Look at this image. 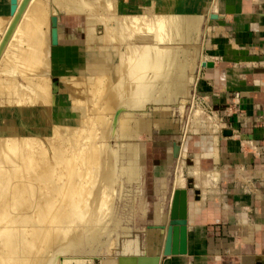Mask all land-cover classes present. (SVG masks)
Instances as JSON below:
<instances>
[{
	"label": "bare ground",
	"instance_id": "obj_1",
	"mask_svg": "<svg viewBox=\"0 0 264 264\" xmlns=\"http://www.w3.org/2000/svg\"><path fill=\"white\" fill-rule=\"evenodd\" d=\"M157 1L166 0H101V3L105 11L113 5L119 14L127 10L137 14L141 9L139 4L145 3L147 12L150 13ZM56 2L66 12L87 15L86 21L99 20L91 16L96 11L95 6L98 3L96 0H57ZM166 2L165 7L168 12L158 19H151L150 23L146 21L145 27L140 25L142 21H145V17L134 16L130 20L126 17L125 22L117 24L119 26L104 25L105 19L100 18L103 23V35H101L102 31L100 35L87 32L81 52L84 61L77 70L79 74L76 77L60 76L62 87L56 95L52 94L51 79L47 77L52 68L49 50L51 47L50 18L53 15L41 0H15L14 4L8 0V11L0 12V30L2 31L0 76H3L0 78V115L12 116L13 113V118L11 116L7 118L9 124L7 129L3 130L4 134L2 133L4 139L9 137L8 142L0 144V264H84L90 262V258L95 256L98 245L104 246L101 236L108 229L106 223L103 225L101 222L102 218H105L102 215L105 206L103 199L105 190L110 189L112 183L121 177L136 181L139 167L133 161H129L126 167H120L119 147L117 149L103 147L99 151H94L99 147L94 148L93 155L91 151L89 154L85 152L87 158L85 153L84 156L88 163L85 159L81 160H85L83 162L88 164L86 165L79 160V155L76 156L77 152H80L77 151L78 149L70 151L72 149L70 148L67 151L65 149L68 148H64V145L68 144L69 138L75 135L71 136V133L81 127L84 120L90 119L92 125H100V139H136L138 136H148L154 127L157 129L163 127L155 117H168L166 114L169 109L166 106L172 100H178L182 109V103L188 98L189 87L193 83V76L185 72L187 59H182L186 55L182 50L185 45L182 44L189 42L187 34L190 31L198 34L202 9L200 6H195V0H167ZM12 6L14 10L11 13ZM138 24V28L142 27L145 30V32L142 31L143 35L138 28H135ZM109 30L115 34V37H112L114 40L108 39ZM117 30H120L119 36H123L122 31L129 32L127 37L129 45L126 42L128 53H122L111 44L114 41L117 42ZM185 47L188 49L189 45ZM9 52L14 54L16 61L13 62V59L9 63L4 61L11 57L5 58ZM200 62L202 63L201 60ZM16 63L28 69L27 71H32L33 74L35 72V77L34 75L29 79L25 77L26 69H24L25 72L18 71L16 68L19 66ZM191 66L192 64L189 63L188 68L192 70ZM22 73L25 74L24 77ZM123 75L128 78L126 84L121 82ZM20 76L24 81L28 80L25 85L20 84ZM33 78L36 80H32ZM148 100L162 103L159 109H155L158 112L157 115L151 119L144 117L148 113L143 107ZM81 103L82 106L78 107ZM12 104H15L18 110L10 108ZM120 110L121 112L117 115ZM134 110H140L142 114L138 117ZM136 118L138 121L135 123ZM31 123H36L37 126ZM92 125L88 128L91 127L90 129L94 130ZM90 129L88 131H91ZM5 132L9 133V136H6ZM79 133L76 132L80 137ZM89 133L92 134L93 131ZM89 133L87 136H90ZM44 136L51 137L53 140L46 141ZM87 136H84V139L88 138ZM94 137L90 136L88 139L94 143L95 134ZM41 142L48 145V151H51L50 158L54 159L55 165L47 164L48 156L43 155L46 159L42 160L41 155H38L42 161L35 157L41 149L37 148L35 151L36 148L33 146H40ZM88 143L91 144V142ZM216 145L217 137L214 136L211 147L206 151L211 157H218ZM30 146L34 150L32 148V152L25 153L27 151L25 149ZM67 146L69 147V144ZM82 150L86 151V148ZM8 153L13 155V158L7 156L8 159H12L10 163L5 161L8 160L6 158ZM88 155L91 156L88 158ZM78 161L82 168L90 165L89 168L86 167L88 173L84 171V174L92 172V176H89L93 186L88 190L85 183L83 186L86 187L85 192L88 190V200L80 199L77 201L78 204L74 205L75 201L72 202L70 196L75 194L73 193L76 190L75 177L81 172L80 169L76 171L79 173H75L74 165ZM77 164L75 167L79 169L80 166L78 168ZM61 165L67 171V175L63 174V177L61 176L63 172L57 175V168ZM64 168L61 171H64ZM216 171L210 173L198 171L197 173L202 180L212 178L215 181L218 173ZM79 176L83 178V170L76 178L79 179ZM89 176L84 178L87 179L86 177ZM64 177L66 180L64 179V182L61 180L62 184H59L57 180ZM203 184L201 182L202 186ZM42 185L47 187V192L42 191L44 188ZM44 192H46L45 195ZM79 192L82 193H80L81 196L85 195L84 190L81 189ZM43 195L44 198L39 201L38 199ZM26 197H29V201ZM83 206L86 208L85 211ZM108 230L106 237L110 238L113 233L118 235L124 229H120L118 221H114L112 228ZM160 240L162 242L163 239L148 237V247H146L148 254H155L161 249ZM110 244L111 241L107 242L104 248L107 250ZM154 244L155 247L158 246L156 250L152 249ZM139 251L141 250L136 253ZM106 259L102 257L104 264L115 262V259H108V261Z\"/></svg>",
	"mask_w": 264,
	"mask_h": 264
},
{
	"label": "rangeland",
	"instance_id": "obj_2",
	"mask_svg": "<svg viewBox=\"0 0 264 264\" xmlns=\"http://www.w3.org/2000/svg\"><path fill=\"white\" fill-rule=\"evenodd\" d=\"M41 1H42V4H44V6L48 8L51 15L53 16L57 15L59 17V22L57 24V27L59 29V32L63 35L64 43L62 45L67 47L66 49H64L65 52H63V54L67 53L66 56L62 55L59 51L58 53L60 54L58 55L52 54V51H51L53 49L52 46L50 47V50H49L50 51L49 59L51 60L52 68L50 70V73H48L47 77L51 79V83H52L51 91L53 95L58 94L59 90L62 87V84L59 79L60 76L76 77L79 74L77 70L79 67H81V64L84 61L81 55V52H82V48L84 47V43H85L84 41H86V38H87L86 36L87 32L89 31L94 34L96 33L97 35H100L99 33H101L102 31L101 35H103L104 29H102L103 23L101 19L103 18L105 19L103 21V22L106 21L104 25L108 24L107 26H110L114 24L116 25L120 24L122 21L125 22L124 18L126 17H128L129 20L131 19V17H134V16L140 17V18L145 17L144 18L145 21H142L143 23L140 22L141 24L139 23L141 26L145 27V23H147L146 21L150 23L151 19H158V17L160 18L162 15L168 12V9H166L165 7L167 0L164 2L157 1V4L153 5V11L150 13L149 11L147 12V9H146L147 6L145 3L139 4V7H141V9L137 12V14H133L131 10H127L126 12L119 14L115 11L111 3L109 5L110 6L112 5V6L108 8L110 10L107 9L105 11L104 6L101 3V0H96V2L98 1L99 4L96 3V6H95L96 11L94 12V15H91V16H94L97 19L99 18V20L97 22H93L92 20L86 21V19L88 18L87 15L72 14V13L66 12L59 6V4L56 2L57 0H41ZM100 3H101V6H100ZM144 10H146V12ZM65 15L69 17H65ZM207 19L208 18L206 17V19L203 22L201 18V23L199 26L198 34L193 31H190L187 34L189 36V37L187 36L189 39V42H186V44L189 45L188 49L185 47L187 46L186 44H182L183 46L185 45L184 46L185 49L183 47L182 50L186 54L185 55L186 58L184 56L182 57V59L183 60L187 59L185 72L187 74L189 73L188 75L189 76L192 75L194 78L191 87H189L190 88L189 96L191 95V97L188 96L189 99L188 98L185 99L184 103H182L183 104L182 109L180 108V104L178 100L176 101L172 100L171 103L166 106L169 109L167 112L168 114H166L168 115V117H165V118L155 117V119H157L159 124L163 125L162 128H158V129L155 127L152 128L150 131V134H148V136L146 137L138 136L136 139H125V140H120L117 138L115 139L110 138V139H105L106 143H104L105 140L99 138L100 128H101L100 125H97V124L92 125L90 119H88L89 121L88 120L87 121L90 122L89 125L87 121L84 120L85 122L83 121L81 123L82 126L80 124L81 127H79L76 131L71 133V136L73 134L75 135L71 137L72 140L71 138H69L70 139L68 142L69 147L67 146L68 145L67 143H66L67 145L66 144L64 145L65 146L64 148H68V149H65L67 151H69L70 148H72L70 149V151L73 149H75V151L77 149H78L77 151H80V152L82 151V153L77 152L78 154L76 155L77 157L79 155L78 158L81 162L86 160L85 159V156L87 158L86 153L89 154L90 151H91L90 153H92L94 151H99V149L102 150L103 147L106 149H117L119 147L120 148L119 166L126 167L129 161H133L135 165L139 167V172H138L136 181H129L128 178L121 177L112 183V186L110 189L105 190L106 192L104 193V197L102 196L103 199L105 200L103 201L106 206V209L104 206L102 210L103 212L102 215L105 218H102L101 222L103 225L106 223L105 225L108 226V229H111L114 221H118V225L120 226V229H124V230L123 232L120 231L118 235L116 233L115 234L113 233L110 236V238H108L106 237V235H108L107 232L109 231L107 229L105 234L101 236V240L102 242L104 241L103 242V244L105 243L104 246H106L107 242L111 241L110 246L106 250V248H104L103 245H100V246L98 245V247L96 248L95 254H94L95 256H92V258H90V262H86L84 264H104V262L102 261V257H104L105 259L107 258L106 261H108V259L109 260L113 259L115 258V256L121 254L122 252L126 254L127 253L133 254L132 252L136 253V251L140 250L137 248L136 244L140 242H143V243L145 242L146 240L145 232L147 228L151 227V223L155 221L152 219L151 215L153 216V214H155L159 209L165 210V205L166 204L168 205L167 203L168 199H170L169 205H168L170 207L172 190L182 189V188L186 189L187 191V215H188V211L191 212L193 211V209L197 208L196 206L197 204L195 203V194H194L195 190H199L200 188L201 193L204 190L206 191L210 190L205 187L209 185L211 183L210 181H212L213 179L207 178L206 180H202V178L200 177V174L197 172L201 170L210 171L212 169H215L217 166H219L217 165V163H215L214 159L209 155V153L206 152L207 148H210L213 142L212 136H217L218 142L220 141L219 146H224V142L228 140V138L231 137L232 134L230 130H228L230 126L227 121V119H229V117L231 116V112L228 111L229 107L224 106V105H214L209 97L202 96L203 97L202 98L197 92H195V82H196L195 76L197 77V72L199 70V61H200L199 59L203 51L202 49L203 44L206 43L208 40V37L205 36L206 35L205 30L206 32H209V33L211 32L210 28H205V24H207L208 22ZM139 24L136 25L135 28H138ZM211 25L214 26V29L216 31L218 30V28H216L214 23ZM138 29L141 35H143L142 31L145 32V30L142 27H139ZM140 29H143V30H140ZM109 32H110L109 33L110 37L108 36V39L110 38L113 39L115 37V34L111 30H109ZM119 32L120 30H117V34H116L118 36V39L116 40L117 42L114 41L113 43L111 42L110 43L113 45V47H116V49L121 51L122 53H125V52L128 53V46L126 45V42H128V45H129V41H127L129 40L127 39L129 32L122 31L121 35L123 36H119L120 34ZM1 34H2V31L0 30V38H1ZM124 36L126 39L124 38ZM57 48L58 47H56V49ZM185 50L188 53L185 52ZM8 54L9 55H6L5 58H9L10 56L11 57L9 58V60L7 59L4 61H7V63H9L12 59H13V62L16 61L13 57L14 54L12 55V52H9ZM189 63L190 65L192 64L191 66L192 70L188 68ZM16 64L19 66V68L18 67L16 68L18 71L22 72V70L26 69L22 67V65L18 63ZM27 70L28 69H26V72L25 70L23 71L26 73V75L22 73L23 77L24 75L25 77H28V79L29 77L32 78L33 75L35 77V72L33 74L31 73L32 71L29 72ZM0 78H3V76L1 75ZM22 79L23 78L21 77V81L19 80V82L20 84L25 85L28 82V80L24 81V79L23 80ZM34 79L35 78H33L32 80ZM121 82L125 84L128 82V78L126 75L122 76ZM161 104L162 103L160 102L155 103V102L148 100V102L143 107L144 111L148 113L144 116L145 119L147 118L151 119L154 115H157L158 112H156V110L161 107ZM12 105H10L9 107L14 110H18L15 104H12ZM80 105L82 106V103L79 104L78 107H80ZM140 110H134V112L138 114V115L136 114V116L138 117L142 114V111ZM2 116L3 115H0V126L2 125L1 126L2 128L0 127L1 128L0 137H2L0 138V144L4 142H8L9 137H5L4 139V135H2V133L4 134L3 130L5 131L7 129L8 124H9L8 123L9 121H7V118H9V116L11 115L5 116L6 118ZM11 118H13V113H12ZM137 121H138V118L135 119V123ZM3 124H4V129H3ZM31 125L34 126L36 125V123H31ZM90 125H92V129L95 128L94 129L95 131L91 130L90 129L91 127L88 128ZM160 125L159 127H161ZM87 128L90 129L91 131H88ZM79 129H82L83 131H80ZM78 131H80V133ZM87 131L88 133L89 132L92 133L93 131L92 134L89 133L90 136L94 137V134H95L96 139H93V140L97 147L91 141L92 137L90 138V136H87L88 135V133H86ZM76 132L81 134V136L79 137V135L76 134ZM94 132H97V133H94ZM5 135L9 136V133L5 132ZM84 136H87L91 140L86 138L88 139L87 141L86 139H84L85 138ZM75 137L77 139L79 138L78 140L80 142L76 140ZM44 140L52 141L53 139L51 137L48 138L47 136H44ZM82 140H84V142ZM76 141H78L79 143ZM88 142H91V144ZM74 144L77 146L76 148ZM119 144L120 145L122 144V145L120 146ZM88 145H90L91 147ZM174 145H176L178 148V151L176 154H173ZM107 146H110V147H107ZM33 147L36 148L35 151H37V148L41 149V150L39 149L40 150V152H38L39 154L38 153L37 155L35 154L36 155L35 157L37 158V160H41V157H42V160H45L46 159L45 157L48 156V158L46 159V162L48 161L49 162L47 164H50L51 166H53V164L55 165L54 163L55 161H53L54 159L50 158L51 151H48L49 148L46 143L44 144V142L43 143L41 142L40 146H33ZM33 147L31 146L30 148L27 147L25 149L27 150L25 151V153L32 152L34 150ZM84 148H86V151L82 150ZM90 148L91 150H89ZM94 148H98V149H95L93 151ZM42 149H44V151ZM84 153H85V156H84ZM38 155L39 156L41 155V157H39ZM91 155H93V153ZM91 155H88V158ZM7 156L8 158L10 156H11L10 158H13L12 154L9 155L8 153V155H6V158ZM81 159H85V160L82 161ZM11 160L8 159L5 161H7V163H10ZM85 162L88 163L87 160ZM85 162L83 163L88 165ZM77 163H76L77 167L80 166V168L78 167L79 169H76L75 167L76 164H75L74 165L75 173H79V171L76 172L77 170L81 169L80 170L81 172L83 170V176H82L83 178H81V176H79V179L76 178L78 175L81 174V172L77 174L75 177L76 183L74 185L75 186L74 188L76 190H74L75 192H73L75 194H72L70 196V199L72 200V202L75 201L73 202L74 205H77L78 204L77 201L80 199L84 198L83 201L88 200L87 192L93 186L91 182V177H90L92 176L91 171L89 172V174H87L88 176L89 175L90 176L86 177L87 179L84 178L85 176H87L84 173L87 171L90 165L88 167L86 165L84 166V164L82 163L84 166L82 168L81 165H79L80 162L78 161ZM260 164L261 166L264 165V159H263V162H261ZM63 168H62V165L58 166L57 175L63 172L61 173V176L63 177V174H66L67 171H65V168H64V171H61V169L63 170ZM204 169H207V170H204ZM86 173H88V171ZM66 175L64 176L66 177ZM248 176L250 177V179H252L253 185L256 186V188H252V190L253 191L254 189L260 190V194L262 193L264 194V187L257 188L258 185H256V180L254 179L253 175L249 174ZM65 177L60 180L58 179L57 182L59 181L58 183L62 184V182H64ZM226 177L227 176L225 175V171L222 172L221 175L218 177V180H221L220 188H219L221 196H220V202L218 204L216 202L214 203V206H217L216 208H219V210H223V211H225V195H226L225 186L227 184ZM262 178H264V175ZM88 179L90 180L89 182H88ZM61 180L62 182H60ZM201 182L204 183L203 186L201 185ZM85 183L88 189L87 192H85L86 189H84L86 188L84 187ZM239 183L240 182L238 180L234 181V185L239 184ZM79 185L80 186L84 185V186L80 187ZM216 185L217 184H215V186ZM43 186L44 188L42 189V191L47 192L48 191V189H46L47 187L45 185H42V187ZM239 188H243L244 190H246V185L239 186ZM79 189L84 190L85 197L81 196L82 191L79 192L80 191ZM46 192H44L43 194L45 195ZM44 195L42 196V198L40 197L38 200L41 201L44 198ZM26 200L29 201V197L28 198L26 197ZM69 205H71V203H69ZM83 208L85 211L86 208L84 206ZM77 225H81V224H77ZM113 264H115V262Z\"/></svg>",
	"mask_w": 264,
	"mask_h": 264
},
{
	"label": "crops",
	"instance_id": "obj_3",
	"mask_svg": "<svg viewBox=\"0 0 264 264\" xmlns=\"http://www.w3.org/2000/svg\"><path fill=\"white\" fill-rule=\"evenodd\" d=\"M194 4L201 7L203 22L208 18L205 28L211 30H205L208 40L199 59L195 92L214 105L229 107L232 135L224 146L217 140L218 157L212 158L219 166L201 170H217V180L205 187L208 191L195 190L197 208L187 215V254L163 256L159 264H264V194L252 190L256 186L248 176L253 175L257 188L264 187L260 164L264 159V0H195ZM0 5V12L8 11V0H0ZM214 15L216 19H209ZM57 33L58 46H52V54L66 56L58 27ZM224 171L225 211L214 206L220 202L218 177ZM235 180L240 183L234 185ZM242 185L246 190L239 188ZM168 205L151 215L153 228H147L146 240L140 242L146 255H154L146 251L149 236L163 239L156 226L169 214ZM157 248L154 244L152 249Z\"/></svg>",
	"mask_w": 264,
	"mask_h": 264
},
{
	"label": "water",
	"instance_id": "obj_4",
	"mask_svg": "<svg viewBox=\"0 0 264 264\" xmlns=\"http://www.w3.org/2000/svg\"><path fill=\"white\" fill-rule=\"evenodd\" d=\"M14 4L15 0H11ZM14 6L11 7V13ZM211 19H216V16H211ZM50 41L51 46L57 44V18H50ZM194 79V78H193ZM196 79V76H195ZM190 94V93H189ZM191 97V95L189 96ZM120 111L117 112V115ZM116 115V116H117ZM178 148L174 145L173 154H176ZM170 215V216H169ZM169 215L165 214L161 220V224L156 226L160 230L164 238L159 244L161 247L154 255H146L139 251L133 254H119L115 256L116 264H159L160 258L163 256H183L187 254V191L186 189H175L172 192L171 202L169 207ZM153 227H149L152 229ZM140 249V243L136 244Z\"/></svg>",
	"mask_w": 264,
	"mask_h": 264
}]
</instances>
